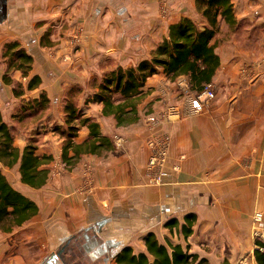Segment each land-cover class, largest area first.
Listing matches in <instances>:
<instances>
[{
    "label": "crops",
    "instance_id": "1",
    "mask_svg": "<svg viewBox=\"0 0 264 264\" xmlns=\"http://www.w3.org/2000/svg\"><path fill=\"white\" fill-rule=\"evenodd\" d=\"M5 1V14L0 18V109L6 122L21 97L36 98L41 92L52 100V110L44 120L58 121L53 111L63 112L66 85H86L92 76L117 65L136 66L167 36L171 23L193 10V0H166L171 17L161 21L159 9L164 0ZM64 13L69 24L60 34ZM79 26L82 40L73 48L70 37ZM10 40H17L33 56L29 77L41 78L37 88L27 90L29 78L20 70L13 71L10 77L25 90L20 96L14 95L15 83H5L2 77L6 67L2 46ZM219 55L223 69L224 58ZM182 79L171 81L160 69L147 80L139 97L125 101L126 111L131 112L121 118L103 115L101 103L84 108L86 115L99 123L102 135L112 139L117 134L128 140L121 148L101 154L82 153V163L70 172L69 187L78 185L75 172L84 164L93 174L92 193L59 196L52 210L56 222L53 234L80 239L92 260L105 256L115 264L117 253L125 246L136 254L146 252L144 237L150 232L161 243L180 244L209 264H235L256 246L254 216L256 212L264 216V84L252 85L260 87L256 93L245 89L241 99L218 97L200 114L168 121L161 117L168 105L184 108L179 88ZM149 115L154 124L148 122ZM53 133L45 136L43 152L62 153V141ZM154 133H167L171 138L159 186L148 184L146 171L150 154L146 141ZM88 138L89 130L83 126L74 141ZM15 144L23 148L25 141ZM175 166L178 170H173ZM39 201H35L39 212L34 217L42 216L44 221L49 208L41 207ZM188 214L196 219L192 233L185 236L179 228ZM171 219L178 220V225L167 227ZM94 252L99 254L94 256Z\"/></svg>",
    "mask_w": 264,
    "mask_h": 264
},
{
    "label": "trees",
    "instance_id": "2",
    "mask_svg": "<svg viewBox=\"0 0 264 264\" xmlns=\"http://www.w3.org/2000/svg\"><path fill=\"white\" fill-rule=\"evenodd\" d=\"M196 3L207 21L206 25L200 27L189 17H183L171 24L168 36L151 51L150 58L132 67L119 65L91 78L88 82L90 93L83 104L101 103L103 115L115 114L121 118L123 114L131 112L126 111L125 101L139 97L147 80L161 68L169 78L188 76L190 87L196 93H199L205 84L211 83L220 66V57L212 42L218 32V19L221 17L231 25L235 23L236 18L232 0H196ZM42 44L46 45L43 39ZM2 58L7 67L3 75L5 83H15L10 73L20 70L23 77L29 78L27 90H33L40 85V76L29 77L33 56L17 40L3 44ZM13 89L17 96L23 94L20 82H16ZM81 89L78 85L71 86L65 91L64 97V112L68 118L78 121V126H72V132L66 134L67 138L62 145V159L69 164L77 161L82 153L101 154L113 148L111 139L102 135L99 123L86 115L82 105L75 102L74 97L76 93L82 91ZM50 103L45 92H41L36 98L21 99L17 110L11 115V123L4 120L0 110V164L8 168L18 165L21 182L36 188L46 183L49 171L44 166L52 157L37 153L38 146L32 137L23 148L16 146L13 128L15 124H22L25 117H33L31 123L40 120L50 107ZM83 126L88 128L89 138L76 143L74 137L79 127ZM70 151L74 154L70 155ZM38 212V204L16 189L0 169V230L11 232L15 227L28 222ZM195 219L194 214L186 215L185 223L179 228L180 232L185 236L190 235ZM178 223V220L171 219L165 225L173 228ZM144 241L146 252L136 254L130 246H125L117 253L116 263L209 264L207 259L189 253L180 244L161 243L153 232L147 233ZM258 246L263 247V250ZM254 257L257 264H264V244L258 240Z\"/></svg>",
    "mask_w": 264,
    "mask_h": 264
},
{
    "label": "rangeland",
    "instance_id": "3",
    "mask_svg": "<svg viewBox=\"0 0 264 264\" xmlns=\"http://www.w3.org/2000/svg\"><path fill=\"white\" fill-rule=\"evenodd\" d=\"M232 3L234 16L236 18L235 23L228 25L220 17L218 19V32L214 37L215 40H212V42L215 44V50H218L224 58L223 69L220 68L221 66H219L216 75L213 78V81L210 83L215 92L214 100L206 103L205 107L203 106L202 111L192 112L191 110H189L190 106L188 108L187 100L191 95H196L198 93L191 89L189 77L186 75H180L175 78H169L165 75L171 81L180 77L184 79V81H182V86L179 87L181 91L180 101H182L181 103H183L184 108L180 105L175 104L168 105L167 109H165L161 115L162 118L171 121L174 120L175 116H178L180 118L184 116L200 114L205 109L210 107V105H212V103L218 97H229L228 99H241L244 96L245 89H247L250 94L256 93L260 89V87L253 88L252 85L264 84V0H232ZM170 14L171 10L168 6V2L166 0L162 1L159 9V19L161 21H167L171 17ZM183 17L191 18L200 27L207 24L205 17L198 10L196 0H193L192 12L189 15L187 13L181 15V17L176 22H178ZM67 18V13L62 14L60 22L64 23L60 25V28H58L60 30V34L61 32L63 33L68 29L69 21H67ZM52 29H55L54 31L58 32L56 27H52ZM76 30L77 31L72 35V37H70L69 42V45L73 46V48L79 46L82 40L80 38V34L83 29H81V26H79L76 28ZM218 51L216 52L219 55ZM50 55L52 57H55L56 53L50 52ZM2 60L4 59L2 58ZM229 68H231L230 73L227 71ZM6 69L7 67H5L4 73ZM94 76H92L91 78H93ZM91 78H89V80ZM88 82L86 83V85L75 82L64 87V94L61 101V103L63 104V112H61V110H57L56 108L53 111V114H56L58 121L54 123H48L44 120L52 110V100L49 98L51 101L50 107L48 108L46 113L42 115V118L40 120L31 123L33 117H25L21 122L22 124H15L13 128L14 141L20 144L25 141L26 145L30 137H32L38 146L37 153H39L40 155L47 154L52 157L51 161L46 164L49 165L48 178L46 180L47 186L45 187L44 185H42L36 188L29 185H22L18 175L19 170H17L16 166L8 168L0 164V169L16 189L35 201L37 199H40L41 202L39 201V204L41 205V207L45 208L48 205L49 209L47 210V212L49 211L50 214L47 212L44 213V221L42 216L39 218L33 217L30 221L26 222L20 227H15L11 232H4L0 230V264H37L44 261V257L46 254H57L60 248L67 241H69L68 238H64L59 234H53L54 228L52 227L56 222L53 221L54 218H52L51 216L52 210L54 209V206L56 205L55 202H57L59 196L64 197L65 194L68 195L69 193H78L80 195L91 194L93 184L90 179L92 178L93 174H91V167H87L90 165H87V168L85 170V165L83 164L80 168V172H75L77 173V175L74 178L78 177V185L74 189L70 188V174H72L70 172L73 166H76V164H78L79 162L82 163V161H80V157L73 164L66 163L62 159V153H59L56 150H48L43 152V142L45 136L48 135V133L54 132L53 135L59 136L63 145L64 141L67 138L66 134L68 132H72V126H78V121L76 119L68 118V116L64 112L65 91H67V89L71 86H80L82 88V91L76 93L74 98L75 102L78 105L81 104L82 107L85 108L86 105H84L83 102L90 93V90L88 89ZM227 88H229L230 90H228ZM22 91L24 94V88L22 89ZM14 95H16L15 92ZM246 97H249V95H247ZM23 98L27 100L32 99L33 97H21V99ZM21 99H19L12 108L8 123H11V115L17 110L19 106L18 104L20 103ZM4 114H6V111H4ZM148 122H153L154 124L155 119L149 115ZM80 128L81 127H79V129ZM116 136L119 135L114 134L112 137L113 140L111 139L113 148H121L127 143L128 140L125 137H118L122 139V141L118 142V138L116 139ZM146 145L150 149V154L146 165L148 184L159 186L162 184L163 175L165 173L164 170L169 157L171 138L167 133H154L148 137ZM159 149L165 150V158L157 163L159 166H157L156 168H151L149 166V161L153 156L157 155ZM46 165L44 167H46ZM173 170H178V167L175 166ZM155 174H157V176L161 175V178L159 182L152 183L150 182L151 177ZM76 242L77 244H83L80 239H77ZM255 248L256 246L253 247L252 251H247L242 257L238 259L235 264H255ZM98 254V252H94V256ZM106 259L105 256H102L100 257V259L92 260L91 258H89V256L86 255L85 260L88 264H114L112 260L110 261V259Z\"/></svg>",
    "mask_w": 264,
    "mask_h": 264
},
{
    "label": "built area",
    "instance_id": "4",
    "mask_svg": "<svg viewBox=\"0 0 264 264\" xmlns=\"http://www.w3.org/2000/svg\"><path fill=\"white\" fill-rule=\"evenodd\" d=\"M215 98V92L212 88V85L208 83L203 87V89L196 95H191L189 99L187 100L188 108L192 112H200L203 109V106L205 107L206 103L213 101ZM120 136H116V139ZM122 141L121 138H118V142ZM166 152L163 149H159L157 152V155L153 156L149 161V166L151 168H156L159 166L157 163L160 160H163L165 158ZM161 178V175L157 176L155 174L151 177L152 183L159 182ZM252 235L255 240L260 241L264 244V216L261 212H256L254 216V225L252 228ZM260 250H263V247H260Z\"/></svg>",
    "mask_w": 264,
    "mask_h": 264
},
{
    "label": "flooded vegetation",
    "instance_id": "5",
    "mask_svg": "<svg viewBox=\"0 0 264 264\" xmlns=\"http://www.w3.org/2000/svg\"><path fill=\"white\" fill-rule=\"evenodd\" d=\"M1 17L3 15L0 13ZM76 240V237L71 238L57 252L64 264H88L85 260L86 251L84 250V244H77Z\"/></svg>",
    "mask_w": 264,
    "mask_h": 264
},
{
    "label": "water",
    "instance_id": "6",
    "mask_svg": "<svg viewBox=\"0 0 264 264\" xmlns=\"http://www.w3.org/2000/svg\"><path fill=\"white\" fill-rule=\"evenodd\" d=\"M6 9V1L0 0V13L1 15L5 14ZM37 264H64L61 258L57 254H46L44 257V261Z\"/></svg>",
    "mask_w": 264,
    "mask_h": 264
}]
</instances>
